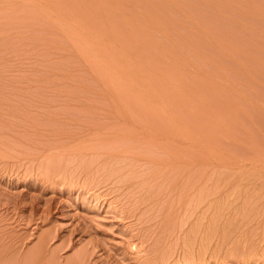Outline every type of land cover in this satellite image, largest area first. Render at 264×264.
Returning a JSON list of instances; mask_svg holds the SVG:
<instances>
[{
  "label": "rangeland",
  "instance_id": "1",
  "mask_svg": "<svg viewBox=\"0 0 264 264\" xmlns=\"http://www.w3.org/2000/svg\"><path fill=\"white\" fill-rule=\"evenodd\" d=\"M0 264H264V0H0Z\"/></svg>",
  "mask_w": 264,
  "mask_h": 264
},
{
  "label": "bare ground",
  "instance_id": "2",
  "mask_svg": "<svg viewBox=\"0 0 264 264\" xmlns=\"http://www.w3.org/2000/svg\"><path fill=\"white\" fill-rule=\"evenodd\" d=\"M41 252V251H40Z\"/></svg>",
  "mask_w": 264,
  "mask_h": 264
}]
</instances>
